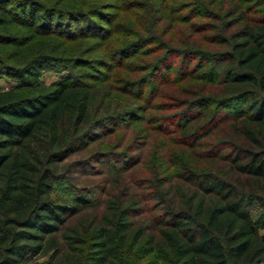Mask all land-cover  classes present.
<instances>
[{
  "label": "trees",
  "instance_id": "16d2710c",
  "mask_svg": "<svg viewBox=\"0 0 264 264\" xmlns=\"http://www.w3.org/2000/svg\"><path fill=\"white\" fill-rule=\"evenodd\" d=\"M88 4L0 0V76L15 82L0 89V264H264V0H229L210 14L225 18L223 29L193 21L203 5H184L192 14L180 19L186 25L170 27L183 32L177 48L159 46L164 51L150 65L135 67L156 70L180 56L176 75H159L147 96L175 86L168 97L183 117L171 121L178 152L166 148L170 164L163 166L171 171L156 190H132L122 177L112 178L98 201L85 188L60 199L54 183L69 171V156L112 135L122 114L134 112L111 113L106 101L99 109L102 100L85 74L50 84L40 79L52 64L72 70L83 64L71 58V42L102 38L103 31L106 40L113 32V18ZM84 18H93L88 31L79 23ZM155 35L136 36L111 55L159 44ZM90 62L106 66L104 59L84 64ZM100 77L94 79L101 88L112 89ZM145 78L124 82L126 92L138 86L141 99ZM138 162L124 159L117 171Z\"/></svg>",
  "mask_w": 264,
  "mask_h": 264
},
{
  "label": "rangeland",
  "instance_id": "374dc122",
  "mask_svg": "<svg viewBox=\"0 0 264 264\" xmlns=\"http://www.w3.org/2000/svg\"><path fill=\"white\" fill-rule=\"evenodd\" d=\"M228 1L89 0L88 6L100 11L99 13L107 18H113V26H115L113 32L108 37V34L105 35L104 39L106 38V40H103L105 34L103 31L104 33L100 32L102 38L100 36H82L71 42L70 44L73 46L71 58H77L76 61H81L83 64L73 70L71 67H63L61 64H52L50 68L42 71L40 79L43 83L50 84L62 75L85 74L84 81L95 85L97 101L102 100L99 109L109 103L111 113L129 110H133L134 113L128 116L122 114L121 118L115 122L117 126L112 135L100 138L90 144L88 148L67 158L65 162L70 164L69 171H60V175L53 186L56 196L60 199H71L78 194L79 189L85 188L88 192H85L84 195L86 194L88 198L94 201L97 198L98 201L102 185L108 187V182L116 177H122V182L128 183L130 187L134 186L132 190L137 189L140 185L153 190L158 188V179L165 172L171 171V167H164L163 169V166L167 165L165 164L167 149L171 146L174 153L178 152V147L170 143L177 135L174 131L175 127L171 126V121L178 119L175 114L182 109L176 108L174 102L169 98L174 94L171 89H174L175 86H165V92L153 100L150 97L147 99V96L151 90L153 91V87L155 89L159 75L168 72L172 76L176 75L175 69L179 65L180 56L175 55V53L170 55L167 60L160 63L157 68L159 71L157 69L135 70V67L150 65L153 59L164 51L163 47L168 46V44L177 48L179 40L184 38L183 32H180V29L172 30L171 28L175 24L184 27L186 24L181 23L180 19L192 15L189 13L190 6L184 8L185 4L194 2L205 7L204 10H201L202 14H197L193 21L214 23L217 29H223L225 18L216 21L210 18V14L220 13L221 7L227 5ZM90 20L93 18H84L79 22L82 26H86L84 27L86 31L89 30L87 23ZM101 23L103 27L108 25L105 21ZM110 27L112 29V26ZM153 33L156 34L155 40L160 41L159 44H150L140 50L130 46L131 49L125 50V52L111 55L115 49L127 41L135 39L136 36H151ZM208 34L212 33L209 32ZM162 45V48H157ZM201 45L204 49L217 47L216 45L213 46L211 42L206 44L201 42ZM149 50L156 51L146 54ZM99 59H104L106 66H100L97 62L84 64ZM118 63H123V65L118 66ZM68 65L70 64L68 63ZM98 76L105 79L106 84L112 86V89L101 88L102 82L94 79ZM143 76H146L145 82L142 83L145 93L141 99L134 94L135 90L139 89L138 86L130 88L134 92H126L128 86L124 82H137ZM14 84L15 82L11 78L0 76V89H7ZM168 95L170 96L168 97ZM148 104L153 106L147 108L146 105ZM157 104L160 105V108L154 107ZM96 113V116L100 117L104 112L100 110ZM97 131H101V129ZM218 139L220 138H216L214 141ZM210 143L214 142L211 141ZM135 158H138L139 162L131 170L123 173L117 171L118 167H121L122 160ZM99 160L100 162H96ZM166 162L170 164L167 160ZM258 211L260 210L255 208L253 214L255 215Z\"/></svg>",
  "mask_w": 264,
  "mask_h": 264
}]
</instances>
